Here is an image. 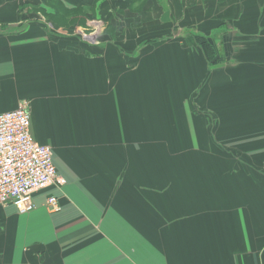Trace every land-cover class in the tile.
<instances>
[{
    "label": "crops",
    "instance_id": "crops-1",
    "mask_svg": "<svg viewBox=\"0 0 264 264\" xmlns=\"http://www.w3.org/2000/svg\"><path fill=\"white\" fill-rule=\"evenodd\" d=\"M136 1L0 0V113L62 178L0 205V264H264V0Z\"/></svg>",
    "mask_w": 264,
    "mask_h": 264
},
{
    "label": "built area",
    "instance_id": "built-area-1",
    "mask_svg": "<svg viewBox=\"0 0 264 264\" xmlns=\"http://www.w3.org/2000/svg\"><path fill=\"white\" fill-rule=\"evenodd\" d=\"M58 179L49 145L35 140L29 108L0 113V205L12 203L19 213L35 209L33 194ZM50 212L60 209L57 196L48 197Z\"/></svg>",
    "mask_w": 264,
    "mask_h": 264
},
{
    "label": "rangeland",
    "instance_id": "rangeland-1",
    "mask_svg": "<svg viewBox=\"0 0 264 264\" xmlns=\"http://www.w3.org/2000/svg\"><path fill=\"white\" fill-rule=\"evenodd\" d=\"M142 2H144V0H137L135 2L136 4H134L135 6H134L133 9L134 10H140L142 7L139 4H141ZM82 14H84L82 11H72V12H69V11H66L65 10L63 12V14L60 16L61 19H58V18H54V19H55L56 22H58V23L62 22L64 25H67L66 24L67 21L68 22L73 21V24L72 25H77L76 22L79 20L78 16H80ZM41 20L44 21V22H46L49 25H52V22L49 19L46 20V17L41 18ZM79 22L80 21H78V23ZM54 26L55 25H52V27H54ZM77 26H78L77 27L78 28V30H77L78 31V35L81 36L83 39L87 40L90 44H94V45L100 44L103 41V39H104V33L105 32H108V28L105 29V27L102 26V25H96V26L93 25L92 26V24H90L87 27L84 26V25H82V26L77 25ZM125 26H127V25L124 24V26L118 27V31H119L118 38L117 39L115 38V40H117L118 42L124 43V42L129 41L130 36L126 33V31L129 30V29L127 27H125ZM81 27H83V28H81ZM20 106H24L26 108H29V111L31 113L29 103L26 100H22ZM176 140L177 141H180V138L178 137V132H176ZM50 147L52 149V146H50ZM171 148H172V150H174L172 146L169 149H171ZM180 148H183L182 144H181V147ZM187 157L188 156H187V153H186L185 156L181 155V157L179 159L182 162ZM172 159H173L172 157L167 158L168 162H166L165 166H167V165H169L171 163H176V162H173ZM55 182H56V184H60L62 182V178L58 177V179ZM149 231H153V229H151Z\"/></svg>",
    "mask_w": 264,
    "mask_h": 264
},
{
    "label": "trees",
    "instance_id": "trees-1",
    "mask_svg": "<svg viewBox=\"0 0 264 264\" xmlns=\"http://www.w3.org/2000/svg\"><path fill=\"white\" fill-rule=\"evenodd\" d=\"M66 11L72 12L71 10H66ZM49 20L52 22L53 25L56 22L55 19H53V18H50ZM204 49L206 51L207 58H209L211 56H212V58H214V56H215L214 55V50H210V45L209 44L205 45Z\"/></svg>",
    "mask_w": 264,
    "mask_h": 264
}]
</instances>
